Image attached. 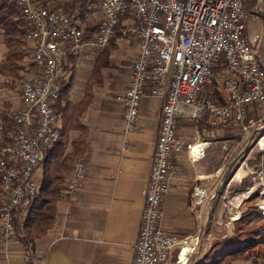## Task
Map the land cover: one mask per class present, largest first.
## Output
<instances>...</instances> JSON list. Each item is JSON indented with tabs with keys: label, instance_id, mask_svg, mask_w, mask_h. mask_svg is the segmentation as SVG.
I'll list each match as a JSON object with an SVG mask.
<instances>
[{
	"label": "built area",
	"instance_id": "1",
	"mask_svg": "<svg viewBox=\"0 0 264 264\" xmlns=\"http://www.w3.org/2000/svg\"><path fill=\"white\" fill-rule=\"evenodd\" d=\"M9 2L31 25L26 38L36 71L23 85L21 106L12 114L14 129L0 158L4 192L0 255L8 256L16 237L15 213L34 200L39 189L37 170L60 138L55 107L67 56L102 50L121 37L138 44L127 87L116 97L124 106L126 130L136 129L145 97L163 100L133 264H166L176 248L180 251L174 264H190L200 238L180 240L161 230L163 200L178 172L173 155L187 153L194 163L205 156L211 142L201 140L198 131L193 140L181 137L179 123L207 119L214 127L247 129L249 109L264 103V40L247 38L245 24L250 15L264 16V0H102L93 36L81 27L76 14L51 11L41 0ZM215 78L223 87L225 102L206 93ZM86 170L83 159L74 164L65 194L83 186ZM207 197V189L194 188L196 204L206 205Z\"/></svg>",
	"mask_w": 264,
	"mask_h": 264
},
{
	"label": "crops",
	"instance_id": "2",
	"mask_svg": "<svg viewBox=\"0 0 264 264\" xmlns=\"http://www.w3.org/2000/svg\"><path fill=\"white\" fill-rule=\"evenodd\" d=\"M112 44L114 65L104 86L96 93L94 106L84 118L89 138L82 157L87 168L83 186L73 194L64 191L58 203L54 230L38 242L36 264H133L163 100L145 97L136 129L126 130L124 106L116 97L127 87L138 44L126 38H118ZM92 54L85 56L91 61L95 57ZM77 95L76 100L71 97L73 102L78 101L82 93ZM191 123L185 120L179 123L178 134L187 140H193L197 132ZM172 160L178 172L163 200L160 228L180 240L201 231L204 236L206 219L211 215V199L207 197L206 205H198L193 192L196 186L207 189L208 193L217 191L222 171L220 158L207 152L192 163L187 153H179L174 154ZM36 175L40 181L41 168ZM179 251V248L174 249L166 264H174ZM192 256L190 264H204L196 263V256ZM0 264L30 263L15 239L10 243L8 256L0 255Z\"/></svg>",
	"mask_w": 264,
	"mask_h": 264
},
{
	"label": "trees",
	"instance_id": "3",
	"mask_svg": "<svg viewBox=\"0 0 264 264\" xmlns=\"http://www.w3.org/2000/svg\"><path fill=\"white\" fill-rule=\"evenodd\" d=\"M102 0H41L42 5L51 11H63L76 14L81 27L93 36L99 25V18H93L96 7ZM264 18V16H261ZM31 25L21 11L9 0H0V41L6 48L4 59L0 62V72L8 73L22 81L29 74H34L36 67L32 62V45L26 38ZM97 52L92 59L90 75L83 82L82 96L76 102L71 99L72 92L79 79L81 56L70 53L62 71V91L56 115L60 121V138L48 152L47 159L41 164L39 189L31 204L15 213L16 241L23 248L30 264H36L38 242L54 230L58 217V203L64 196L65 181L72 172L74 164L82 159L88 144L89 129L84 123L88 111L94 106L97 91L102 88L112 69L111 56L114 50L113 41ZM94 52V53H95ZM223 65L216 74H220ZM15 84V81H12ZM213 89L207 95L216 101L225 102V94L218 78L214 79ZM255 108L249 109L250 111ZM13 106L6 103L0 110V158L2 150L9 144V132L14 129L12 118ZM201 130L219 131L220 135H229L233 129H222L209 124L207 119L192 122ZM228 137V138H227ZM227 140L233 136H226ZM225 139V138H224ZM264 153H258L251 166L259 169ZM229 177V175H228ZM250 178L242 180L234 192L242 193L253 186ZM261 197L260 189L251 193L241 204V213L233 222L230 233H216L210 242L195 258L196 263L204 264H241L253 260L254 264L264 258V213L257 201ZM4 200L0 178V208ZM215 200V198H214Z\"/></svg>",
	"mask_w": 264,
	"mask_h": 264
},
{
	"label": "rangeland",
	"instance_id": "4",
	"mask_svg": "<svg viewBox=\"0 0 264 264\" xmlns=\"http://www.w3.org/2000/svg\"><path fill=\"white\" fill-rule=\"evenodd\" d=\"M99 8L100 4L98 7H96L94 12L96 17L92 16L93 18H99ZM245 26L247 37H257L258 41L260 42L264 40L263 17L258 15H250ZM97 52H92V55H96ZM5 54L6 48L0 41V62L4 59ZM87 56L84 55L80 59L79 79L71 95V97L73 96L74 99L78 96L77 94L80 95L82 93L83 82L91 72L92 60L90 61ZM32 75L33 74H29L24 80L19 81L7 72H0V110L4 108L6 103L12 104V114L15 110L20 108L22 103L23 85L32 77ZM12 81H15V84H12ZM212 89V87H208L206 92L209 93ZM249 119L250 122L247 124V129L243 127L232 126L234 128L233 129L230 126L228 128L233 129L232 133L223 136L220 135L221 133L219 131H208L205 129L201 130V128H199L200 126H194L195 130L200 132L201 140H207L211 142L208 152H213L215 156H219V163L222 167V171L218 180L219 185L217 191L214 193L211 190L208 193V198L211 199V215L206 219V234L203 236L202 231L200 234H198L200 243L197 248V252L194 253L193 256H199L202 250L210 242H212L216 233H230L233 230V222L240 216L242 202L257 189H260L261 194L257 204L264 213L263 159L259 164V169L251 166L250 164V161L254 160L258 153H264V103L250 111ZM226 136H233V138L227 140L228 137L226 138ZM259 140H261V144L257 145ZM240 169H243L244 176L237 178L236 175ZM226 172L227 175L224 177ZM245 178H250L254 185L248 187L245 192H234L236 186H239L242 180ZM238 197L245 199L238 204ZM241 264H254V262L253 260H249L242 262ZM255 264H264V258L259 259Z\"/></svg>",
	"mask_w": 264,
	"mask_h": 264
},
{
	"label": "bare ground",
	"instance_id": "5",
	"mask_svg": "<svg viewBox=\"0 0 264 264\" xmlns=\"http://www.w3.org/2000/svg\"><path fill=\"white\" fill-rule=\"evenodd\" d=\"M242 176H244V171H243V169H240L238 172H237V175H236V177L237 178H239V177H242ZM245 198H242V197H238L237 198V203L239 204L242 200H244ZM191 250L188 248V249H185V252H184V256H186L185 254L187 253V252H190Z\"/></svg>",
	"mask_w": 264,
	"mask_h": 264
},
{
	"label": "water",
	"instance_id": "6",
	"mask_svg": "<svg viewBox=\"0 0 264 264\" xmlns=\"http://www.w3.org/2000/svg\"><path fill=\"white\" fill-rule=\"evenodd\" d=\"M226 175H227V172L225 173L224 177H226ZM185 255H186V257H188L190 255V252H187Z\"/></svg>",
	"mask_w": 264,
	"mask_h": 264
}]
</instances>
